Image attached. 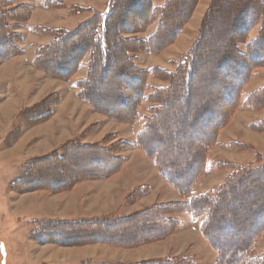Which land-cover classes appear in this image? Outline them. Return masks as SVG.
<instances>
[{
    "label": "rangeland",
    "instance_id": "rangeland-1",
    "mask_svg": "<svg viewBox=\"0 0 264 264\" xmlns=\"http://www.w3.org/2000/svg\"><path fill=\"white\" fill-rule=\"evenodd\" d=\"M29 3L34 11V0ZM61 5L54 7H66ZM174 5L180 4L173 3L170 10ZM179 7L182 11L183 5ZM71 9L73 11V7ZM33 11L26 20L21 21L17 18L19 16L5 18L7 27L2 26L0 20V34L7 35L22 48V29L30 21ZM235 11L230 0H220L215 6L209 17V28L202 43L188 101L185 92L171 100L163 117L155 121L151 130L156 134L150 142L151 147L162 151L165 162L176 160L179 171L183 170L188 157L193 150H199L203 141L201 135L190 131L192 114L199 112H193V108L200 105L204 98L215 97L217 93L214 61L221 49L227 46L232 33L229 25L235 18ZM76 26L53 28L71 30ZM260 26L261 23H258L251 30L249 41L256 38ZM34 29L51 36L53 40V34ZM240 46L243 51L246 50V43ZM37 48L26 54L28 57L22 55L23 48L8 57L0 55V264H136L160 262L182 255L202 264L191 254V251L201 253L204 249L200 248L201 239L197 232L192 231L189 236L176 235L178 231H175L168 236L154 238L156 231H161L163 226L155 225L152 230L148 228L153 218L148 209L152 205L187 199L183 195L182 198L176 197L172 191L174 188L171 186V189L160 175L153 158L140 150L120 149L115 154L125 158L126 166L104 174V177L100 176L104 169L91 156L96 149L74 148L77 145L75 141L95 147L97 144L112 146L121 140L136 139V133L143 125V115L135 121L137 123L129 124V121L114 120L102 111V108H112L115 92L127 86L121 82L122 77L110 71L103 74L102 68L95 73L97 79L90 86L91 94L99 100L101 110H97L77 94L78 82L87 77L88 56L83 59L87 58L84 62L86 69L79 70L82 61L70 77H58L36 65ZM111 55L108 65L113 70L123 60L119 55ZM57 57L62 58L61 55ZM54 58V54L47 53L42 62L61 73L60 67L52 64ZM140 58L137 55V64L142 62ZM255 72V79L253 76L252 83L248 82L245 86L246 95L264 85V67H258ZM116 106L115 109L120 110V106ZM150 106L146 103L141 107L145 115L150 114ZM249 106L245 103L235 112L221 130L219 144L209 149L207 170L200 178L197 189H200L199 186L204 189L220 185L234 170L229 165L251 168L264 162V129L251 126L264 118V110L254 111ZM42 109L43 113L51 111L52 114L43 118V113L37 114ZM119 114L125 115L124 112ZM234 143L237 144L233 148ZM28 164L33 165L25 176ZM208 170L210 173H207ZM32 174L33 180H36L24 185L25 189L14 185L19 179ZM262 199L264 170L234 182L232 189L225 194L224 202L216 209L217 213L213 214V227L217 224L216 219H222L219 228L230 230L222 239L225 248H231L230 253L237 251L239 245L248 239L252 211ZM181 213V216L192 218L189 213ZM185 218H182L184 222ZM238 220L243 222L237 224ZM52 222L60 223L61 236L50 234L52 226L49 223ZM73 222H77V226H66ZM229 224L232 228L227 229ZM62 227H68L74 234H67ZM219 228L216 231H221ZM251 254L264 256V233ZM217 258L218 253L214 262Z\"/></svg>",
    "mask_w": 264,
    "mask_h": 264
},
{
    "label": "trees",
    "instance_id": "trees-1",
    "mask_svg": "<svg viewBox=\"0 0 264 264\" xmlns=\"http://www.w3.org/2000/svg\"><path fill=\"white\" fill-rule=\"evenodd\" d=\"M29 1L0 0L2 26L7 25L5 18L19 16L17 18L21 21L26 20L30 12L33 11V6ZM230 1L234 3V8L237 11H235V18L229 25L232 33L229 35L227 46L221 49L218 59L214 61L216 71L214 79L218 84V87L216 85L217 93L215 97L208 96L204 98V102L202 101L200 105L193 108L195 112L197 110L199 112L192 114L190 131L193 134L201 135L203 141H201L199 150H193L194 152L188 157L182 171H179V167H176V160L165 162L162 159V151L154 150L151 147L150 142L156 135L151 130L155 121L163 117L165 109L175 97L185 92L188 101L192 80L195 78L194 72L200 61L199 54L203 49L202 43L209 28V17L220 0H212L210 8L202 21L197 39L187 52L175 60L177 64L175 70H168L159 66L142 69L137 64L136 58L139 53L161 52L174 43L191 18L198 0H166L161 6H155L152 0H109L105 12H96L71 30L38 26L36 27L38 30L49 32L54 35V38L50 43L37 48L38 55L35 63L49 74L68 78L79 69L83 59L88 56L87 77L78 82L79 90L77 94L84 100L89 101L97 110H101L98 105L99 100L92 95L93 92H91L90 86L97 79L95 73L102 68L103 74L110 71L114 75H120L123 78H121V82H125L127 86L115 92L116 98L112 108H102V111L114 120L135 122L140 116L143 104H151L150 114L147 115L144 127L139 131L134 141L121 140L116 145L104 146L103 144H97L95 147H91V144L76 141L74 144L77 145L71 144L76 146L74 148H88L89 151L96 149V153L91 154V156L93 155L94 161L104 169L103 175H100L104 177L106 174L119 170L125 164V158L115 154L120 149L140 148L144 154L154 159L160 175L187 198V200L179 202L154 204L148 209L153 216L151 223L154 225L153 227L150 223L149 230L155 228V225L163 226L161 231H156L154 238L165 237L177 231L181 222L173 214L189 212L195 217H204L201 224L202 234L218 253L216 262L212 264H264V256L258 257L251 254L259 238L264 233V199L252 211L253 220L250 224L251 233L248 239L242 242L235 252L230 253L229 249L231 248H225V243L222 241L230 231L225 230L223 227L219 228L222 219H216L217 226L213 227L212 224L213 214L217 213L216 209L224 202L225 194L232 189V184L246 176L255 175L264 170V162L251 168L234 164L229 165L234 170L220 185L204 193L199 194L196 191L200 178L207 170L208 151L219 141L221 130L231 120L235 112L245 103L253 109L264 107V85L248 95L245 93V86L253 77L255 70L264 66V0ZM175 2L183 5L182 11L179 9L180 5H174L170 10L171 5ZM48 4L57 5L61 2L49 0ZM12 5H15V7ZM84 8L77 6L73 9L80 10ZM155 22H157V28L154 33L147 38L139 35ZM258 23H261V26L257 36L254 40L249 41V34ZM4 35L0 34V55L8 57L11 54L21 52L22 48L19 44ZM242 43H246L245 51L241 49L240 44ZM71 49L76 51L73 52ZM65 50L68 51L65 52ZM47 53L56 56L52 64L59 66L61 73L51 68L49 64L45 65L42 62ZM111 54L119 55L123 60L117 63L113 70L109 69L108 65L112 57ZM58 55H61L63 59L57 57ZM151 75L166 79L169 82L163 86H152L149 84ZM184 86L186 87L183 88ZM56 102L57 100L53 104H56ZM116 105L120 106L118 107L120 110L115 109ZM42 111L43 109L37 111V114L43 113ZM120 112H124L125 115H120ZM50 114H52L51 111H47L42 114V117L46 118ZM251 126L264 129V118L252 123ZM235 144L237 143L232 144L233 148ZM59 157L61 158V155ZM32 165H26L25 176L30 172ZM25 176L14 185L16 184L18 187L25 189L24 185L33 183L36 180H33V174L27 178ZM31 186L38 187L39 185ZM170 213H172L171 216H167ZM241 221L243 222V220H238L237 224H241ZM49 224V226H52L50 234H56V236L61 234L59 232L60 223L52 222ZM68 224L77 226L78 223H67L66 226ZM94 225L96 224L94 223ZM215 227H218L221 231H216L218 228ZM62 228L66 229L64 231L67 234H74L71 233L68 227ZM230 228H232L231 224L227 226V229ZM82 231L85 232V230L80 232ZM41 239L44 240L43 237ZM48 240L50 241V239ZM136 264L198 263L182 255L160 262L155 260Z\"/></svg>",
    "mask_w": 264,
    "mask_h": 264
},
{
    "label": "crops",
    "instance_id": "crops-1",
    "mask_svg": "<svg viewBox=\"0 0 264 264\" xmlns=\"http://www.w3.org/2000/svg\"><path fill=\"white\" fill-rule=\"evenodd\" d=\"M48 1L49 0H34L33 15L31 17L30 21L28 22V24L25 26V29H22V30H24L23 31L24 43H23V47H22L23 48V51H22L23 54L22 55L27 56L32 51H35L37 46L46 45L52 40L51 36L43 34L37 30L35 31L34 27L45 26V25L47 27H52V28L53 27H55V28L73 27V26H76L77 24L83 22L84 20L90 18L96 12H105L108 8V3H109V0H56V1L61 2V4L66 6V7L65 8H55L54 7L55 5L48 4ZM152 1H153V4L155 6H161L165 3L166 0H152ZM211 2H212V0H200L199 4L195 7V10H194L192 17L185 24L181 33L179 34V36L175 40V42L172 43L171 45H169L163 51L158 52V53H140V54H138L141 57L140 60L142 59V62H140L138 60L139 66L142 69H151L155 66H159V67H163V68L168 69V70H175L177 64L175 62L173 63V60H177L181 55H183L185 52H187V50L192 46V44L196 40L198 33H199V30H200V27H201V23H202L204 13H205L207 7L209 6V4ZM77 6L85 7V8L78 10V12H76L75 9H73V11H75V12H73L71 8L72 7L74 8ZM202 6H203V8H202ZM156 28H157V22H155L154 24L149 26L147 28V30L143 31L139 35L141 37L147 38L152 33L155 32ZM85 60L83 61V65L79 69L81 71L86 69V65H84ZM255 74H256V72H255ZM253 76H254L253 78L255 79L256 75H253ZM253 78L249 81L250 84L252 83ZM168 82H169L168 80L158 78L154 75H151L149 77V84L152 86H163V85H167ZM249 107H251V106H249ZM142 108H143V106H142ZM262 110H264V107L259 109V110L254 109V111H262ZM141 115H143L144 119H143V125L140 128V130L144 127V123H145L146 117H147V114L145 115L143 113L142 109L140 111L139 118L141 117ZM134 123H137V122H129V124H134ZM139 131L136 133L135 137H137V134L139 133ZM219 141L216 143L217 145L219 144ZM132 149L142 151L140 148H132ZM154 165H155V163H154ZM125 166H126V164H124L122 169ZM210 167H211V164H210ZM208 172L210 173V170H208L207 173ZM213 186L212 187L208 186L204 189H202V187L199 186L200 189L196 188V190H197V193H204L207 190H210L211 188H213ZM170 188H171V185H170ZM151 190H152V187L148 191L150 192ZM172 191L175 192L176 197L182 196L181 193L179 191H177L176 189L175 190L172 189ZM184 213H189V212H184ZM179 214L180 215H176V217L180 220L181 224H180L179 229L177 230L178 232H176V235H189L190 236L192 231L197 232L200 235V239H201L200 248L201 249L204 248V249H203V252H201V253L196 251V250L193 252L191 251V254H193V258H196L202 264L203 263L204 264H212L217 257V252L207 242L204 235L202 234L201 224H202V221L204 220V217L203 216L195 217L191 213H189L192 216V218H191L188 216H181L182 213H179ZM182 218H185V222L183 221ZM191 221L195 222V223H191ZM171 236H173V235H171ZM202 243H204L205 245H203ZM211 253H212V256H210ZM205 255H207V256H205ZM213 255H215V256H213Z\"/></svg>",
    "mask_w": 264,
    "mask_h": 264
},
{
    "label": "bare ground",
    "instance_id": "bare-ground-1",
    "mask_svg": "<svg viewBox=\"0 0 264 264\" xmlns=\"http://www.w3.org/2000/svg\"><path fill=\"white\" fill-rule=\"evenodd\" d=\"M233 11H234V10H233ZM230 25H231V24H230ZM220 43H221V42H220ZM219 45H220V44H219ZM214 46H215V45H214ZM214 49H215V48H214ZM221 82H222V81H221ZM106 84H107V83H106ZM210 100H212V99H210ZM194 111H195V110H194ZM194 111H193V112H194ZM4 115H5V114H4ZM5 116H6V115H5ZM185 127H186V126H185ZM187 153H188V152H187Z\"/></svg>",
    "mask_w": 264,
    "mask_h": 264
}]
</instances>
